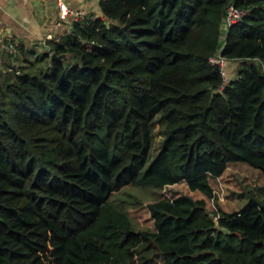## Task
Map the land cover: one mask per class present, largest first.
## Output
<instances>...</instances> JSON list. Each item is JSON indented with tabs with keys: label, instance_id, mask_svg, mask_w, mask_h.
<instances>
[{
	"label": "trees",
	"instance_id": "obj_1",
	"mask_svg": "<svg viewBox=\"0 0 264 264\" xmlns=\"http://www.w3.org/2000/svg\"><path fill=\"white\" fill-rule=\"evenodd\" d=\"M228 5L244 16L221 43ZM98 9L30 60L0 57V264H264V201L206 205L230 163L264 181V0ZM217 51L237 64L223 86ZM177 184L202 198L149 203L151 230L113 200Z\"/></svg>",
	"mask_w": 264,
	"mask_h": 264
},
{
	"label": "rangeland",
	"instance_id": "obj_2",
	"mask_svg": "<svg viewBox=\"0 0 264 264\" xmlns=\"http://www.w3.org/2000/svg\"><path fill=\"white\" fill-rule=\"evenodd\" d=\"M2 49L5 54L20 53L11 43L4 45ZM40 53V51L34 49V54L29 57L26 56V58L30 60V57L32 59ZM16 60L18 61L17 64L22 62L19 58L13 59L15 65ZM1 62L2 61H0V64ZM41 65L38 64L36 66L41 67ZM236 68L237 64L227 63L225 71L229 80L234 79ZM158 139V136H155L154 144H156ZM155 147L156 145L152 147L149 160L156 152L154 150ZM211 185L214 198L209 201L206 200V205L210 207L212 212L217 210L224 213L236 212L247 204L249 199L253 196L259 201H264V181L262 177L258 171L243 163L228 164L224 173L217 180L212 181ZM175 195H188L193 199L202 198L198 193L188 192L182 184H177L161 190H139L124 187L116 196L113 197V200L116 202L122 201L128 217L131 220L133 229L135 231H143L152 229L146 206L159 197L168 198Z\"/></svg>",
	"mask_w": 264,
	"mask_h": 264
},
{
	"label": "crops",
	"instance_id": "obj_3",
	"mask_svg": "<svg viewBox=\"0 0 264 264\" xmlns=\"http://www.w3.org/2000/svg\"><path fill=\"white\" fill-rule=\"evenodd\" d=\"M62 1L68 8L83 11L86 19L101 18L99 0ZM69 30L70 20L60 18L55 0H0V57L6 44L20 45L24 49L22 54H11L8 63L13 67L18 63L17 59L15 65L13 59L22 60L28 52L34 54V49L44 51L46 41L57 42ZM2 63L0 72L3 73Z\"/></svg>",
	"mask_w": 264,
	"mask_h": 264
},
{
	"label": "built area",
	"instance_id": "obj_4",
	"mask_svg": "<svg viewBox=\"0 0 264 264\" xmlns=\"http://www.w3.org/2000/svg\"><path fill=\"white\" fill-rule=\"evenodd\" d=\"M239 1H243V0H239ZM55 4L60 18H68L70 20V25L71 23H75V22L81 23L87 20L86 17H84L83 11L78 9L68 8L63 3L62 0H55ZM243 16H244V12L241 9L235 7L234 5H228L225 8L221 22V31H222L221 43H223V40L225 39L229 28L240 22ZM88 19H93V18H88ZM208 63L218 68L219 74L222 77V86H223L226 83V78H227L225 71L227 61L224 58H222L219 54V51H217L213 56H211L208 59ZM210 216L213 221H216L218 218L217 214H210Z\"/></svg>",
	"mask_w": 264,
	"mask_h": 264
},
{
	"label": "water",
	"instance_id": "obj_5",
	"mask_svg": "<svg viewBox=\"0 0 264 264\" xmlns=\"http://www.w3.org/2000/svg\"><path fill=\"white\" fill-rule=\"evenodd\" d=\"M43 50L46 51L47 48L46 47H43ZM49 58L51 60H62V59H64V56L63 55H55L54 53H50L49 54Z\"/></svg>",
	"mask_w": 264,
	"mask_h": 264
}]
</instances>
